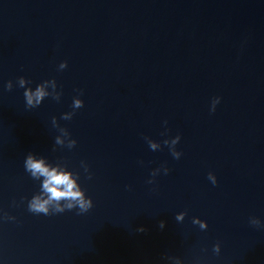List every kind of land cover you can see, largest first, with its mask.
Instances as JSON below:
<instances>
[{"label": "water", "instance_id": "95a60500", "mask_svg": "<svg viewBox=\"0 0 264 264\" xmlns=\"http://www.w3.org/2000/svg\"><path fill=\"white\" fill-rule=\"evenodd\" d=\"M19 76L55 78L61 99L26 108L22 88L3 87ZM77 90L83 107L60 119ZM52 116L74 148L53 151ZM177 134L180 159L163 145ZM29 151L87 161L94 206L13 207L38 187ZM0 208L17 218L0 223L5 264H264V227L249 223L264 221V0H0Z\"/></svg>", "mask_w": 264, "mask_h": 264}, {"label": "clouds", "instance_id": "9594fccd", "mask_svg": "<svg viewBox=\"0 0 264 264\" xmlns=\"http://www.w3.org/2000/svg\"><path fill=\"white\" fill-rule=\"evenodd\" d=\"M68 67V62L61 61L58 65L59 70H63ZM22 88L25 107L28 109L38 108L46 98L59 101L62 96V91L58 90V84L55 78L44 79L35 83L24 76H19L16 79L15 85L12 80H8L4 85V89L12 90L13 87ZM78 94L73 96L71 109L72 111L63 112L60 119L71 120L75 114V111L84 105V100L80 98L82 90H77ZM221 101V97L216 96L211 101L210 111H215L216 105ZM167 124V121H164ZM51 126L56 129L57 134L54 137L53 151H56L57 146L60 148H74L78 141L72 136V133L65 126L59 123L56 116L51 117ZM167 131V129L165 130ZM164 135V133H161ZM151 150L156 151L161 149V142L156 141L150 137H145ZM181 136L179 134L171 138H165L163 145H167L172 156L176 159H180L182 151L177 150V144L180 142ZM143 163V161H141ZM23 167L25 172L37 182V189L31 194L30 197H21L20 201L13 199L12 206L19 207L24 201L27 203V210L36 215H55L64 213L66 211L75 210L77 214L87 213L93 206L94 202L91 196H89L83 187L81 181L82 177L87 179L92 178V172L90 171V165L85 160L80 161L79 168H74L69 165L62 157L56 159H50L48 156L42 155L38 152L29 151L23 160ZM161 171L164 174H168L170 169L166 164H162L151 170V175L147 180V183L152 184L155 177L158 176ZM208 179L213 185L217 183V177L213 172L208 173ZM186 211H180L176 213L175 219L178 222H183ZM17 218L10 215L8 212L0 208V223L4 221H16ZM192 223L199 225L201 230L208 229V222L201 219L198 216L192 217ZM249 223L257 227H264V221L259 217L252 216L249 218ZM164 221H160V227L163 228ZM137 231H144L143 227L137 229ZM214 253L219 254L221 251V245L219 242L212 246ZM165 260L170 264H185V262L179 256H166ZM0 264H5L3 258H0Z\"/></svg>", "mask_w": 264, "mask_h": 264}]
</instances>
